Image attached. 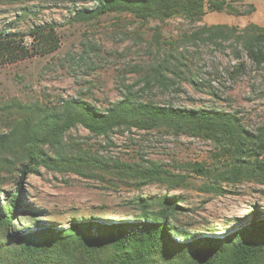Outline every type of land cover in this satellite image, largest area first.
Returning <instances> with one entry per match:
<instances>
[{"label":"rangeland","instance_id":"obj_1","mask_svg":"<svg viewBox=\"0 0 264 264\" xmlns=\"http://www.w3.org/2000/svg\"><path fill=\"white\" fill-rule=\"evenodd\" d=\"M229 2L245 14L207 10L192 21L180 15L141 19L127 11H109L75 20L76 9L94 8L96 2H0V28L9 24L25 30L32 22H53L61 43L47 55L0 66V107L12 98L53 106L73 97L103 109L130 91L139 100L157 104L234 112L246 128L254 129L264 123V62L258 65L252 61L236 36L250 23L264 27V0ZM212 24L235 30H227L229 37L215 41L202 40L204 33L195 37L202 27ZM6 120L0 110V132L7 129ZM68 136V142L89 154L112 155L128 163L148 159L174 173L188 174V183L175 189L158 181L135 187L118 169L107 172L93 168L78 174L40 167L39 173L29 174L22 184L24 203L8 229H0L1 242L33 228L24 220L31 217L26 208L41 214L34 216L39 224L64 228L79 218H131L136 212L134 197L166 195L179 198L181 212L175 216V224L206 236L229 233L247 221L253 208L264 212V185L214 183L192 171L190 167L196 162H214L215 148L210 140L136 129L132 133L115 131L105 139L81 125L72 128ZM17 180L16 171L0 173V187L8 191ZM209 184L224 192L201 188Z\"/></svg>","mask_w":264,"mask_h":264},{"label":"trees","instance_id":"obj_2","mask_svg":"<svg viewBox=\"0 0 264 264\" xmlns=\"http://www.w3.org/2000/svg\"><path fill=\"white\" fill-rule=\"evenodd\" d=\"M22 1L26 0H0L10 4ZM94 1V8L76 9L72 19L88 20L109 11H127L141 19L163 20L180 15L192 21L199 20L207 10L245 14L229 0ZM229 29L235 27L212 24L202 27L195 37L204 33L202 40L224 39L229 37ZM236 38L252 61L258 65L264 62V27L250 23ZM60 44L53 22H32L25 30L8 24L0 28V66L47 55ZM0 110L7 119L6 131L0 132V173L18 174L9 191L0 187L1 230L8 229L24 203L25 179L39 173L40 167L78 174L93 168L107 172L118 169L135 187L158 181L175 189L188 183V174L174 173L148 159L128 163L112 155L89 154L87 149L66 140L77 125L105 139L115 131L132 133L136 129L210 140L215 148L214 162L192 164L195 174L214 183L248 181L264 185V123L246 128L234 112L157 104L139 100L130 91L103 109L71 97L53 106L12 98ZM201 188L224 192L215 184ZM178 200L166 195L136 196L132 199L136 212L131 218H79L64 228L39 224L34 216L41 214L26 208L31 217L24 220L30 221L33 228L15 233L10 241H0V264H264V212L253 208L247 221L227 234L198 235L175 224L174 218L181 212Z\"/></svg>","mask_w":264,"mask_h":264}]
</instances>
